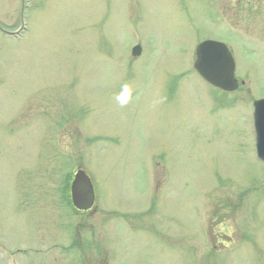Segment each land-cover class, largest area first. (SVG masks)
Masks as SVG:
<instances>
[{"label": "rangeland", "instance_id": "rangeland-1", "mask_svg": "<svg viewBox=\"0 0 264 264\" xmlns=\"http://www.w3.org/2000/svg\"><path fill=\"white\" fill-rule=\"evenodd\" d=\"M32 6L24 37L0 33V264L4 252L20 264H264L252 121L264 0ZM23 10L0 0V22L19 25ZM209 37L235 56L245 83L233 92L186 72ZM80 164L97 189L90 217L63 192Z\"/></svg>", "mask_w": 264, "mask_h": 264}, {"label": "water", "instance_id": "water-1", "mask_svg": "<svg viewBox=\"0 0 264 264\" xmlns=\"http://www.w3.org/2000/svg\"><path fill=\"white\" fill-rule=\"evenodd\" d=\"M200 59L197 67L211 82L225 89L237 87L234 76L235 63L228 53L225 44L217 41H205L199 47ZM257 129L259 134V150L264 156V99L255 102ZM72 195L75 205L80 209L90 208L95 200L92 182L84 170H79L72 185Z\"/></svg>", "mask_w": 264, "mask_h": 264}, {"label": "clouds", "instance_id": "clouds-1", "mask_svg": "<svg viewBox=\"0 0 264 264\" xmlns=\"http://www.w3.org/2000/svg\"><path fill=\"white\" fill-rule=\"evenodd\" d=\"M131 98H132V91L127 85H125L122 90V93L117 97V99L121 104H127Z\"/></svg>", "mask_w": 264, "mask_h": 264}]
</instances>
